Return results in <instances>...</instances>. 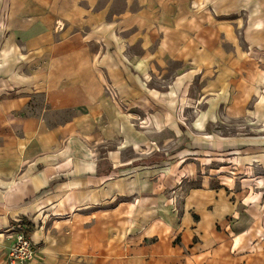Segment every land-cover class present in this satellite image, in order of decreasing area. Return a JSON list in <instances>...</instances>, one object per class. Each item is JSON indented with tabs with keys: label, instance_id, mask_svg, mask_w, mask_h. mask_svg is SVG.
Here are the masks:
<instances>
[{
	"label": "crops",
	"instance_id": "obj_1",
	"mask_svg": "<svg viewBox=\"0 0 264 264\" xmlns=\"http://www.w3.org/2000/svg\"><path fill=\"white\" fill-rule=\"evenodd\" d=\"M195 80L197 127L264 129V94L236 90L264 86V0H0V264L23 221L27 264H264V136L211 142L217 185L167 195L196 169L154 150L156 104Z\"/></svg>",
	"mask_w": 264,
	"mask_h": 264
},
{
	"label": "rangeland",
	"instance_id": "obj_2",
	"mask_svg": "<svg viewBox=\"0 0 264 264\" xmlns=\"http://www.w3.org/2000/svg\"><path fill=\"white\" fill-rule=\"evenodd\" d=\"M242 44L243 43H241L240 40L239 45ZM170 81L171 78H168L166 79V82L162 84L163 86L160 87L156 85L155 88L164 89L169 86L171 87ZM201 84L202 83L196 82L195 80L192 85L187 86L182 100H180L181 102H179L177 107H175V102H167L165 104L164 101H160L156 104L162 105L163 103L169 110L173 111V117H171V121L166 119L164 122L166 123L164 126L168 127L165 136L163 134L159 138L153 136L154 140L151 142V145L154 150L159 154H162L164 152L163 148L166 150L168 149L167 152L169 153L166 152L168 154L166 157L167 162L170 161L173 163L177 159L176 162L182 163L183 166L196 169L195 175H186L179 181L177 188L171 189L167 192L169 198L171 197L178 202L182 201L187 192L193 187H200L203 184H206L207 186L214 188L217 185L216 177L214 176L218 173L217 168L224 169L228 161L233 158V156L229 158V152L226 151L217 150L215 148L214 152L213 149L209 148L211 142H235L233 144L237 145L236 152L241 154L243 151L238 149L239 143H244L245 139L254 140L257 139V137L264 136V129H262V127H260V131L257 130L259 128L256 127V120L254 121L250 117H224L222 112H219L218 116L214 119L205 120L207 122L204 126L197 127L196 121L199 117L202 118V114L206 109V98L200 91ZM236 90L241 92L248 91L247 94L249 95L246 96L250 98V101L248 102L249 108L252 106V102H254V96H257V94H264V86H250L248 88L241 87L236 88ZM164 119L165 118H159L158 120L163 121ZM135 120L137 126H149L144 120ZM151 127L152 131L155 130L154 124H152ZM159 141H161V143H159ZM176 148L181 149L182 151L176 150ZM182 154L184 157L181 158ZM186 154H190V156L187 157ZM256 168H258V166L257 164H254V169ZM257 172L261 174L264 173L260 168H258ZM237 177L240 178L242 175H238ZM24 222L27 225L26 232L28 233L30 229L29 225L26 221ZM14 225L15 224H10L7 228V237L9 231Z\"/></svg>",
	"mask_w": 264,
	"mask_h": 264
},
{
	"label": "built area",
	"instance_id": "obj_3",
	"mask_svg": "<svg viewBox=\"0 0 264 264\" xmlns=\"http://www.w3.org/2000/svg\"><path fill=\"white\" fill-rule=\"evenodd\" d=\"M26 230L27 225L23 221L15 224L9 231L11 246L7 254L8 264H27L34 259L35 251Z\"/></svg>",
	"mask_w": 264,
	"mask_h": 264
}]
</instances>
